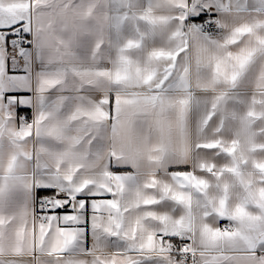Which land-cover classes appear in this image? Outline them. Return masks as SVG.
Listing matches in <instances>:
<instances>
[{
    "label": "snow or ice",
    "instance_id": "6c2138e0",
    "mask_svg": "<svg viewBox=\"0 0 264 264\" xmlns=\"http://www.w3.org/2000/svg\"><path fill=\"white\" fill-rule=\"evenodd\" d=\"M0 264H264V0H0Z\"/></svg>",
    "mask_w": 264,
    "mask_h": 264
}]
</instances>
